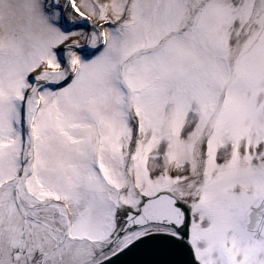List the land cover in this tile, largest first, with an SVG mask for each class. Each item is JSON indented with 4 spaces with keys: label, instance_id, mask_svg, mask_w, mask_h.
<instances>
[{
    "label": "snow or ice",
    "instance_id": "snow-or-ice-1",
    "mask_svg": "<svg viewBox=\"0 0 264 264\" xmlns=\"http://www.w3.org/2000/svg\"><path fill=\"white\" fill-rule=\"evenodd\" d=\"M0 264H264V0H0Z\"/></svg>",
    "mask_w": 264,
    "mask_h": 264
}]
</instances>
